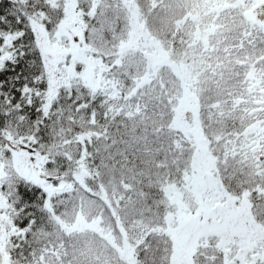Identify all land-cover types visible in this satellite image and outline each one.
Masks as SVG:
<instances>
[{"label":"trees","instance_id":"16d2710c","mask_svg":"<svg viewBox=\"0 0 264 264\" xmlns=\"http://www.w3.org/2000/svg\"><path fill=\"white\" fill-rule=\"evenodd\" d=\"M132 4L140 29L162 46L169 62H178L187 73L182 78L166 71L162 81L139 86L122 61L127 67L111 85L109 97H102L108 104V120L98 118L97 126L90 127L85 112L73 113L64 125L76 133L68 138L69 151L80 150L77 140L87 141L92 158L78 171L80 187L63 214L62 227L66 237H82L93 230H86L84 221H98L124 250V233L130 235L144 225L141 240L128 248L132 261L127 263L147 264L139 244L167 238L172 264L176 245L174 234L166 229L177 202L176 189L190 178L200 159L195 140L175 125V105L186 87L198 101L213 175L233 197L249 203L253 217L264 226V97L251 79L264 69V28L246 15L243 0H132ZM107 81L98 88L101 93L111 77ZM130 82L136 86L132 90ZM58 92L56 88L53 94ZM258 126L260 132L250 131ZM213 247L226 256L225 248L211 244L198 250L197 264H202L201 253Z\"/></svg>","mask_w":264,"mask_h":264},{"label":"snow or ice","instance_id":"6c2138e0","mask_svg":"<svg viewBox=\"0 0 264 264\" xmlns=\"http://www.w3.org/2000/svg\"><path fill=\"white\" fill-rule=\"evenodd\" d=\"M244 7L264 21V0ZM135 15L131 0H0V264H126L106 242L65 236L63 214L92 152L77 140L80 150L71 153L68 138L76 133L64 125L81 111L90 127L108 120L102 97L127 67L123 48ZM56 47L65 49L63 58ZM90 57L99 61L94 75L105 83L111 77L103 93L85 86ZM252 230L258 238L241 239L238 254L213 247L201 253L202 264H264V226ZM138 248L147 264H171L167 238Z\"/></svg>","mask_w":264,"mask_h":264},{"label":"rangeland","instance_id":"374dc122","mask_svg":"<svg viewBox=\"0 0 264 264\" xmlns=\"http://www.w3.org/2000/svg\"><path fill=\"white\" fill-rule=\"evenodd\" d=\"M245 2L246 0H243V9L248 11L244 7ZM131 6L136 14L135 30L124 45L122 61L134 74L135 84L136 82L139 86L155 84L162 81L163 77L165 78L166 71L167 73L174 72L184 78L187 73L186 69L178 62H169L162 46L140 29L137 21L138 15L132 0ZM252 17L258 20L264 28V21H261L255 14ZM72 50L78 59L82 58L81 51ZM64 51L63 47L53 49L57 58H63ZM97 63H99L97 59L89 58V71L85 82L98 89L104 86V82L100 80L99 74H93L92 65ZM251 79L254 89L264 97V69L253 75ZM129 84H131L129 85L131 90L136 87L134 82ZM182 84L184 85V82ZM185 89V96H182L178 104L175 105V125L182 128L195 140L200 159L197 158L199 162L196 168L191 171L190 178L176 189L177 202L174 204L169 227L166 229L174 234L176 245L172 264H197L196 253L198 250L211 244L225 248L226 256L229 253L238 254L239 241L241 239L248 240L249 237L257 239L259 233L252 230L253 226H256L257 229L262 226L253 217L249 203L233 197L213 175L212 153L200 125L198 101L192 88L186 87ZM188 109L193 111L195 117L192 124L186 120L185 112ZM250 131L257 133L261 129L260 126L252 127ZM205 211L207 216L204 215ZM213 220L217 223L213 224ZM84 226H86V230L93 229L91 232L87 230L85 233L90 241L106 242L117 253H121V258L126 261V264H128L127 261H132L128 248L138 243L146 231V227L142 225L133 230L130 235L124 233V240L127 241L126 248L119 250L118 246L121 245V241H118V238L108 231L106 232L98 221H84Z\"/></svg>","mask_w":264,"mask_h":264},{"label":"water","instance_id":"95a60500","mask_svg":"<svg viewBox=\"0 0 264 264\" xmlns=\"http://www.w3.org/2000/svg\"><path fill=\"white\" fill-rule=\"evenodd\" d=\"M185 115H186V120H187L188 123H190V124L194 123L195 117H194V114H193L192 110L188 109L185 112Z\"/></svg>","mask_w":264,"mask_h":264}]
</instances>
